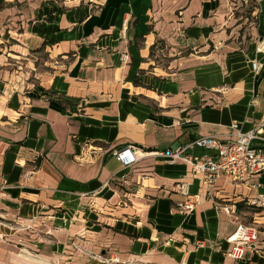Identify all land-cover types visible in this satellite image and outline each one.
Listing matches in <instances>:
<instances>
[{
    "label": "crops",
    "instance_id": "1",
    "mask_svg": "<svg viewBox=\"0 0 264 264\" xmlns=\"http://www.w3.org/2000/svg\"><path fill=\"white\" fill-rule=\"evenodd\" d=\"M262 38L264 0H0V264H264V208L246 204L264 173L209 198L156 154L211 153L192 141L233 122L264 148ZM127 145L124 169L110 151ZM180 182L203 198L185 215ZM214 200L254 223L241 259Z\"/></svg>",
    "mask_w": 264,
    "mask_h": 264
},
{
    "label": "built area",
    "instance_id": "2",
    "mask_svg": "<svg viewBox=\"0 0 264 264\" xmlns=\"http://www.w3.org/2000/svg\"><path fill=\"white\" fill-rule=\"evenodd\" d=\"M253 2L254 0H240L242 7L246 8H249ZM256 49L257 51H264V38L259 41ZM261 66L262 63L255 60L251 61V67L255 72ZM230 128L232 133L230 137L225 139H219L215 136H199L192 141V144L210 150L211 153H204L199 156H182L183 148L178 147L175 151L165 150L156 152V154L168 157L170 162H173L175 158H182L187 161L191 173L199 177L200 185L209 198L213 196L212 188L215 182L223 175L234 185H254L252 179L264 173V148L257 147L253 143L259 128L243 132L237 122H233ZM110 152L124 169L132 167L140 157L138 148L134 145L113 148ZM29 173L30 171H27L26 175L28 176ZM187 185L186 182L178 184V191L184 196V199L178 202L175 208L177 212L184 215L203 202L202 195L199 193L191 194ZM128 199L126 197L127 201ZM246 204L264 208V193L257 192L254 197L246 199ZM214 205L218 210L228 214L236 223L235 229L226 237V242L231 245L229 255L233 259H241L245 249L251 247L256 241L257 230L254 223L253 221H239L234 202L214 200Z\"/></svg>",
    "mask_w": 264,
    "mask_h": 264
},
{
    "label": "trees",
    "instance_id": "3",
    "mask_svg": "<svg viewBox=\"0 0 264 264\" xmlns=\"http://www.w3.org/2000/svg\"><path fill=\"white\" fill-rule=\"evenodd\" d=\"M251 207H253V206H251ZM255 209V208H254Z\"/></svg>",
    "mask_w": 264,
    "mask_h": 264
}]
</instances>
